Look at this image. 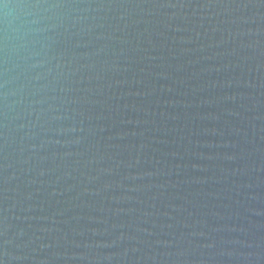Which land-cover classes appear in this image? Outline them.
<instances>
[{
    "label": "water",
    "instance_id": "1",
    "mask_svg": "<svg viewBox=\"0 0 264 264\" xmlns=\"http://www.w3.org/2000/svg\"><path fill=\"white\" fill-rule=\"evenodd\" d=\"M0 264H264V0H0Z\"/></svg>",
    "mask_w": 264,
    "mask_h": 264
}]
</instances>
